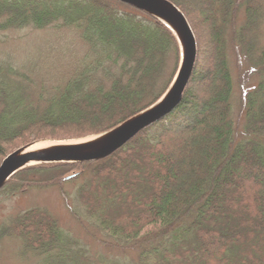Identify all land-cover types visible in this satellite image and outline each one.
<instances>
[{
  "label": "trees",
  "instance_id": "obj_1",
  "mask_svg": "<svg viewBox=\"0 0 264 264\" xmlns=\"http://www.w3.org/2000/svg\"><path fill=\"white\" fill-rule=\"evenodd\" d=\"M169 1L198 42L181 105L103 161L30 167L2 192L81 179L77 199L87 219L121 243L113 246L136 252L138 264H264V0ZM52 26L75 29L88 51L53 93L0 64V164L35 142L115 128L157 102L178 70L180 49L170 30L119 2L0 0V32ZM243 61L257 79L248 87ZM11 231L46 264L78 262L47 212H26Z\"/></svg>",
  "mask_w": 264,
  "mask_h": 264
},
{
  "label": "rangeland",
  "instance_id": "obj_2",
  "mask_svg": "<svg viewBox=\"0 0 264 264\" xmlns=\"http://www.w3.org/2000/svg\"><path fill=\"white\" fill-rule=\"evenodd\" d=\"M87 51L88 47L79 33L72 28L52 26L43 30L26 28L0 32V64L12 65L28 76L34 85L52 93L73 76ZM229 54L233 76L237 79L234 54L232 51ZM240 68L245 86L256 84L257 79L250 77L244 61L242 65L240 62ZM104 81L110 83L109 79ZM240 95L241 90L236 85L233 120L237 126L243 123ZM91 137L48 143H73ZM82 182L80 179L75 184L31 188L24 192H15L11 188L0 193V264H46V256L27 251L24 243L12 231L6 234L18 217L31 210L47 212L58 222L68 243L67 254L78 261L69 264H138L136 252H123L113 246L121 243L108 237L87 219L77 199V190Z\"/></svg>",
  "mask_w": 264,
  "mask_h": 264
},
{
  "label": "water",
  "instance_id": "obj_3",
  "mask_svg": "<svg viewBox=\"0 0 264 264\" xmlns=\"http://www.w3.org/2000/svg\"><path fill=\"white\" fill-rule=\"evenodd\" d=\"M113 1L152 17L165 25L175 36L180 47L181 61L172 84L153 105L105 133L85 141L59 142L42 150H29L31 146L40 142L15 150L0 164V192L16 174L30 167L103 161L123 149L143 131L168 117L183 102L198 60L197 38L186 16L169 0Z\"/></svg>",
  "mask_w": 264,
  "mask_h": 264
},
{
  "label": "bare ground",
  "instance_id": "obj_4",
  "mask_svg": "<svg viewBox=\"0 0 264 264\" xmlns=\"http://www.w3.org/2000/svg\"><path fill=\"white\" fill-rule=\"evenodd\" d=\"M50 145H53V143H48V141H44L31 146L29 150L30 151L42 150L48 148Z\"/></svg>",
  "mask_w": 264,
  "mask_h": 264
}]
</instances>
